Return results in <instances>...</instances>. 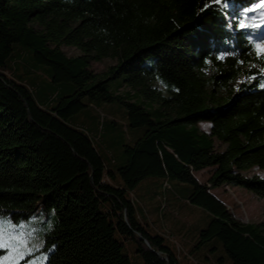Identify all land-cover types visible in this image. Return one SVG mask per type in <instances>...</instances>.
Segmentation results:
<instances>
[{"label":"trees","instance_id":"16d2710c","mask_svg":"<svg viewBox=\"0 0 264 264\" xmlns=\"http://www.w3.org/2000/svg\"><path fill=\"white\" fill-rule=\"evenodd\" d=\"M256 1L0 0V212L13 219L55 212L45 264H131L126 241L142 264H181L163 237L146 231L128 197L146 178L189 184L188 202L212 215L200 242L217 238L230 264H264V228L236 221L213 192L235 186L264 200L259 28L226 5ZM17 42L50 68L53 82H72L75 91L46 109L6 69ZM61 45L81 53L67 56ZM107 57L115 62L103 75L88 67ZM119 77L138 101L109 91ZM84 97L118 101L130 126H145L115 171L88 133L67 121Z\"/></svg>","mask_w":264,"mask_h":264},{"label":"rangeland","instance_id":"374dc122","mask_svg":"<svg viewBox=\"0 0 264 264\" xmlns=\"http://www.w3.org/2000/svg\"><path fill=\"white\" fill-rule=\"evenodd\" d=\"M261 3H264V0H257L246 9L230 2L226 5L244 12L253 20L251 24L259 28L257 32L259 45L264 46V8L259 7ZM256 19L261 21L254 22ZM31 24L35 29H41L37 22ZM61 49L67 56L81 53L79 49L70 45H61ZM114 62L115 60L109 57L99 61L90 60L88 67L103 75ZM6 69L12 77L25 83L35 99L46 109H51L61 96L71 94L76 89L72 82H53L50 68L38 63L32 50L19 42L12 45L11 54L6 59ZM210 71V68L206 69L207 73ZM121 79L122 77L109 80V91L125 99L138 101L139 93L121 84ZM83 103L84 106L68 116L67 121L88 133L106 168L115 171L126 163L124 146L134 145L144 134L145 126H130L126 108L118 101L92 100L84 97ZM201 127L207 130L208 124L202 123ZM209 175L210 171L207 169L197 173L196 178L205 182ZM114 183L122 182L116 176ZM213 192L224 202L236 221L242 224H257L264 228V200L235 186L222 185ZM190 193L189 184L168 178H146L128 192V197L134 202L136 214L146 231L151 235L163 237L165 244L179 256L181 264H230L217 238L205 243L200 242V231L208 226L212 215L190 204L188 202ZM55 222L56 214L53 210L45 212L39 209L25 219H13L0 212V225H10L5 237L8 244L17 245L11 251L8 247L3 248L4 253L0 256V261L3 264H45L51 251V247H45V234L51 231ZM21 233L26 243H20L19 239H11L12 236L19 238ZM21 252L24 253L23 258H20ZM122 253L129 258L131 264H142L133 241L124 242Z\"/></svg>","mask_w":264,"mask_h":264},{"label":"snow or ice","instance_id":"6c2138e0","mask_svg":"<svg viewBox=\"0 0 264 264\" xmlns=\"http://www.w3.org/2000/svg\"><path fill=\"white\" fill-rule=\"evenodd\" d=\"M217 2H220V0H217ZM259 7L264 8V3H261L259 5ZM252 10L254 11L255 9H252ZM246 26L247 25L241 24V27H246ZM255 47H256V50H257L256 54L258 56L264 57V46H261V45L257 44V45H255ZM9 227H10V225H8V224L0 225V249L8 247L10 249V251H11V249H13L14 247H17V245H9L7 239L5 238L7 233H8V228ZM21 227H23V226H21ZM22 237H23V233L20 234L19 238L16 237V236H12L11 239L12 240L19 239L20 243H26V241L23 240ZM23 255H24V253L21 252L20 253V258H23ZM5 259H7V257H5ZM0 264H3V262L0 261Z\"/></svg>","mask_w":264,"mask_h":264},{"label":"bare ground","instance_id":"6f19581e","mask_svg":"<svg viewBox=\"0 0 264 264\" xmlns=\"http://www.w3.org/2000/svg\"><path fill=\"white\" fill-rule=\"evenodd\" d=\"M261 21V20H260Z\"/></svg>","mask_w":264,"mask_h":264}]
</instances>
